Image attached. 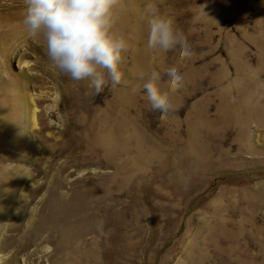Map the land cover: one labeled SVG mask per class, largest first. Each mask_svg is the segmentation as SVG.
I'll use <instances>...</instances> for the list:
<instances>
[{
  "label": "rangeland",
  "instance_id": "1",
  "mask_svg": "<svg viewBox=\"0 0 264 264\" xmlns=\"http://www.w3.org/2000/svg\"><path fill=\"white\" fill-rule=\"evenodd\" d=\"M149 4L191 60L148 49ZM25 7L0 0V264H264V0H120L122 82L99 95L27 35Z\"/></svg>",
  "mask_w": 264,
  "mask_h": 264
},
{
  "label": "clouds",
  "instance_id": "2",
  "mask_svg": "<svg viewBox=\"0 0 264 264\" xmlns=\"http://www.w3.org/2000/svg\"><path fill=\"white\" fill-rule=\"evenodd\" d=\"M23 25L30 38H41L46 45L49 61L63 76L72 81H88L93 95L101 94L109 83L121 84L120 65L128 44L113 32L114 10L120 0H24ZM149 13L147 47L168 53L179 48L181 62L195 55L187 36L178 29L173 18L161 15L154 4ZM202 9L193 24L200 23ZM195 30V29H193ZM169 91L175 93L184 87V77L173 66L165 70ZM161 74L153 70L144 83L150 110L159 111L158 119L167 122L172 112L168 93L162 92L157 82Z\"/></svg>",
  "mask_w": 264,
  "mask_h": 264
},
{
  "label": "bare ground",
  "instance_id": "3",
  "mask_svg": "<svg viewBox=\"0 0 264 264\" xmlns=\"http://www.w3.org/2000/svg\"><path fill=\"white\" fill-rule=\"evenodd\" d=\"M35 111H36V110L34 109V110H33V113H32V118H31V119H32V122H33L34 125L36 124Z\"/></svg>",
  "mask_w": 264,
  "mask_h": 264
}]
</instances>
